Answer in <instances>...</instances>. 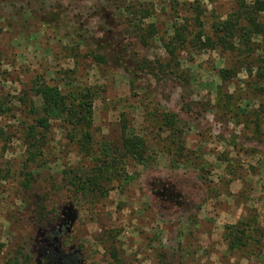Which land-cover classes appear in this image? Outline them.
I'll list each match as a JSON object with an SVG mask.
<instances>
[{"label":"rangeland","instance_id":"1","mask_svg":"<svg viewBox=\"0 0 264 264\" xmlns=\"http://www.w3.org/2000/svg\"><path fill=\"white\" fill-rule=\"evenodd\" d=\"M118 1L148 10L143 23H152L157 33L146 46L123 34L119 16L126 14L118 11ZM193 1L0 0V16L9 25L0 22V98L8 109L0 114V264L35 235L41 200L47 219H57L67 206L75 213L62 241L80 251V264H157V253L178 246L187 264H264V244L257 256L240 258L238 252L225 253L221 239L225 224L249 213L258 221L264 215V113L258 111L264 97L251 92L254 70L246 76L233 51L196 46L177 51L184 79L155 69V61L168 57L160 41L171 33V23L193 15L186 10ZM195 1L205 27L233 6V0ZM259 20L264 24V13ZM96 39L112 65H96L83 52L82 45ZM252 39L255 47L264 46V39ZM121 48L125 60L113 58ZM142 58L153 64L154 76L135 70L134 60ZM221 68L234 70L224 83L217 76ZM35 77L61 91L66 77L96 90L90 133L99 158L121 133L143 138L144 158L125 157V178H112L104 195L77 199L64 189L61 169L86 173L91 162L67 139L60 119H48L41 156L29 160L24 152L25 126L34 118L17 99L23 91L32 94L27 89ZM151 110L175 116L181 156L169 154L168 133L150 124ZM24 172L32 179L26 191ZM33 258L32 253L29 264Z\"/></svg>","mask_w":264,"mask_h":264},{"label":"trees","instance_id":"2","mask_svg":"<svg viewBox=\"0 0 264 264\" xmlns=\"http://www.w3.org/2000/svg\"><path fill=\"white\" fill-rule=\"evenodd\" d=\"M232 3L231 10L222 19L213 21L207 27L204 26V21L201 18L203 10L199 4L195 0L188 3L186 10L190 9L189 11H192L193 15L188 18L182 17L180 22L170 24L171 33L166 36L164 42L160 41L161 47L168 55L167 61L165 63L155 61L156 71L164 76L173 74L177 79H184V75L177 71L176 55L178 50L185 51L188 48L191 49V46H196L195 48L198 49L212 51L220 47L236 53L238 60L243 63L242 67L246 68V76H251L250 74L254 70L250 79L251 92L256 97H264V46L255 47V41L252 39L253 36L260 38L258 42H262L264 39V24L259 20L260 15L264 13V0H233ZM118 11L126 14L125 17L123 15L119 16L120 19L124 20L122 23L124 27L121 29L124 35L135 38L141 46H146L148 40L155 37L157 33L155 26L152 23H143V20L148 16L147 9L142 8L139 11L136 5L128 3L119 5ZM5 18V16H0V22L8 27ZM78 41L76 42L78 45L81 42L84 43L82 39ZM77 46L71 47L70 50L76 51ZM82 48L86 56L92 57L96 65H112L114 62V59L112 61V59L107 58L109 54L106 52L104 45L99 43V39L88 46L82 45ZM118 52V54L114 52L113 58L119 59L121 56L125 60L124 58L127 56L125 48L119 49ZM139 60H134L135 70L147 72L154 76L155 73L151 68L153 64L144 58ZM118 64L121 63L118 62ZM240 66L237 68L242 70L243 68ZM233 71L221 68L218 70L217 76L224 83ZM74 82L70 77H66V82H64L66 89L61 91L57 84L51 85L42 78L35 77L27 89L32 94L23 91L18 97L17 102L22 105L23 110L26 111L27 115H33L34 118L32 124L25 126L22 137L24 152L28 155L29 160L41 156L46 145L43 137L49 127L48 119L51 117L60 119L62 122L60 127L66 130L67 139L76 144L77 151L82 153L84 157L89 158L91 162L86 173H77L69 168L61 169L62 185L64 189L70 191L74 198H96L107 192V185L112 178L116 181L125 178V157H134L136 160L144 158L145 143L141 136H128L121 133L120 137L111 144L110 153L108 155L105 153L103 154L104 157L99 158V155L91 149L90 133L92 101L96 90L91 86L77 85ZM34 98L39 100V105H35ZM2 104L3 101L0 98V114L5 113L6 110L8 111V109L3 110ZM229 109L230 107L227 108V110ZM258 111L264 113V109L260 108ZM156 112L158 111L151 110L148 113L150 124H155L157 130L164 129L168 133L167 136L171 144L169 154L177 157L181 156L183 150L180 139L182 129L176 125L175 116L168 112ZM177 157L176 160H182ZM31 180L30 173L24 172V179L21 181L23 190L29 189ZM40 202L35 208L40 216V224L35 227V235L29 238L26 248L23 247L21 250L20 247L16 248L18 250L12 253L14 256L6 259L4 264H29L34 249L32 245L34 239L44 230L49 232L50 227L54 225L56 220L62 217L63 213L59 211L60 216L57 219L55 215L49 219L45 218L47 215L46 207L42 200ZM221 239L225 244V253L238 252L240 258L257 256L264 244V215L262 220L258 221L255 212L249 213L232 224H225ZM249 247H251V251L248 250ZM180 249V246H178L175 252L161 251L157 253V264H187L185 256L177 254L181 251ZM115 259L116 254L114 253Z\"/></svg>","mask_w":264,"mask_h":264},{"label":"flooded vegetation","instance_id":"3","mask_svg":"<svg viewBox=\"0 0 264 264\" xmlns=\"http://www.w3.org/2000/svg\"><path fill=\"white\" fill-rule=\"evenodd\" d=\"M65 215L56 220L50 227V231H42L33 241L32 253L35 264H80L81 253L74 245H63L62 235L64 234L67 222Z\"/></svg>","mask_w":264,"mask_h":264},{"label":"water","instance_id":"4","mask_svg":"<svg viewBox=\"0 0 264 264\" xmlns=\"http://www.w3.org/2000/svg\"><path fill=\"white\" fill-rule=\"evenodd\" d=\"M63 214L65 215L64 220L67 222V226L65 228V231L67 232L69 229L70 224L73 222L75 213L72 211L70 206L64 207ZM72 211V212H71Z\"/></svg>","mask_w":264,"mask_h":264}]
</instances>
